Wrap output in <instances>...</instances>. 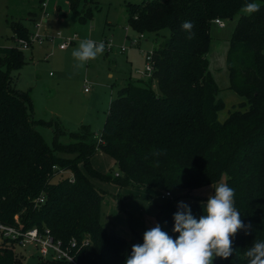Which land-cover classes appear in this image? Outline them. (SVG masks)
I'll use <instances>...</instances> for the list:
<instances>
[{"label": "trees", "instance_id": "1", "mask_svg": "<svg viewBox=\"0 0 264 264\" xmlns=\"http://www.w3.org/2000/svg\"><path fill=\"white\" fill-rule=\"evenodd\" d=\"M67 1L81 23L92 17L77 10V0ZM249 3L259 4V11L244 13ZM127 14L134 30L154 36L146 55L152 70L118 89L98 136L88 126L67 132L56 121L34 118L29 92L11 75L25 62L18 41L28 40L31 31L20 20L11 22L15 44L0 53V222L14 224L18 214L24 228L46 227L63 247L74 241L75 264H126L135 243L101 223L104 192L88 178L107 177L90 162L101 149L118 168L113 181L120 186L183 191L224 175L245 227L232 237L233 255L213 264H249L246 251L264 241V0H145L129 3ZM215 18L236 19L226 66L229 88L243 99L223 121L208 61ZM185 21L193 25L191 39ZM37 126L54 127L51 144ZM64 135L73 142H61ZM41 195L43 203L35 205ZM184 197L156 204V225L173 239L179 237L173 229L180 202L197 219L207 214L208 198ZM0 264L32 263L2 246Z\"/></svg>", "mask_w": 264, "mask_h": 264}, {"label": "rangeland", "instance_id": "2", "mask_svg": "<svg viewBox=\"0 0 264 264\" xmlns=\"http://www.w3.org/2000/svg\"><path fill=\"white\" fill-rule=\"evenodd\" d=\"M42 1H46L45 8ZM142 1L145 0H77L80 13H92L90 19L81 23L69 10L67 0H0V53L15 44L10 27L13 21L20 20L29 31L38 29L42 35L41 41L23 49L24 64L11 71L15 86L29 92L35 119L56 121L67 132H82L83 126H88L95 133L101 130L110 101L118 89L129 79L147 78L137 70L145 69L146 55L155 44L154 36L134 30L127 14L129 3ZM235 20H222L223 26L213 23L210 29L211 48L215 49L214 61L219 68L212 70L209 63V70L214 81L216 79L217 97L223 103L217 114L221 121L243 100L229 88L227 69L220 68L219 49L222 50V45L228 46ZM163 32L167 35V30ZM66 38H69L66 48H59L62 41H67ZM84 39L105 40L110 44L97 59L88 61L83 68H76L72 51ZM225 39L226 42L223 41ZM217 44H220L218 49ZM154 87L158 88L157 85ZM53 126H37L48 144L53 140ZM60 141L73 142L68 135L61 137ZM90 162L94 169L107 176L101 179L88 175L91 183L104 192L100 207L101 223L135 244H143L144 233L156 226V204L170 198L184 199V196L209 198L215 194V186L225 183L223 175L215 184L172 191L170 197H163L165 191L154 187L115 183V172L119 170L110 155L101 149L91 155ZM80 169L86 173L82 164ZM18 251L17 254L26 262L34 264L40 260L31 247L18 248Z\"/></svg>", "mask_w": 264, "mask_h": 264}, {"label": "clouds", "instance_id": "3", "mask_svg": "<svg viewBox=\"0 0 264 264\" xmlns=\"http://www.w3.org/2000/svg\"><path fill=\"white\" fill-rule=\"evenodd\" d=\"M260 5L249 3L243 6L246 14L259 11ZM192 23L185 21L182 28L192 38ZM105 50L103 42L81 40L73 49L72 57L76 68H83L88 61L95 60ZM205 206L206 215L195 218L184 202L174 214V231L179 237L173 239L157 224L144 233L143 244L132 246L126 264H213L216 257L224 259L233 255V239L245 227L240 212L234 203V189L226 183L215 186ZM249 264H264V241H256L246 253Z\"/></svg>", "mask_w": 264, "mask_h": 264}, {"label": "built area", "instance_id": "4", "mask_svg": "<svg viewBox=\"0 0 264 264\" xmlns=\"http://www.w3.org/2000/svg\"><path fill=\"white\" fill-rule=\"evenodd\" d=\"M42 7L45 8L46 1H42ZM213 23L218 26H223V21L220 18H215ZM52 38L53 36H48ZM48 38V39H49ZM67 41H62L59 44V48L63 49L66 48L69 42V38H66ZM42 35H40L39 30L37 29L34 32H31L28 40L20 39L18 41L19 47L23 49L30 48L31 44L35 41H41ZM101 42L104 45H108L109 42L102 40ZM96 42V43H101ZM110 44V43H109ZM121 50H124V47H121ZM152 66L150 63H147L144 70H137L138 73H142L144 75H149L151 73ZM87 91V88L84 89ZM95 136H98L96 133ZM56 167H54L55 169ZM60 173H67V171H60ZM119 172H115V176H118ZM73 176L71 175V181H73ZM171 192L166 191L163 194V197H170ZM35 205H39L43 203L44 196L41 195L38 198H35ZM8 246L13 249V251L17 254L18 248L21 249H28L31 247L35 250V254L38 256L40 260H56V259H65L71 263H74L73 256L70 253V248L75 246L74 241H70L69 245L63 247L61 241L55 239L50 230L46 227L39 229L36 226L30 228H24L19 215L16 214L14 216V224H4L0 222V247ZM31 256L33 254L30 253Z\"/></svg>", "mask_w": 264, "mask_h": 264}, {"label": "crops", "instance_id": "5", "mask_svg": "<svg viewBox=\"0 0 264 264\" xmlns=\"http://www.w3.org/2000/svg\"><path fill=\"white\" fill-rule=\"evenodd\" d=\"M55 6H56V4H55ZM54 11H55V8H54ZM42 20H43V18H42ZM227 39V38H226ZM223 40L224 42H226L227 40ZM222 43V44H225V43ZM220 46V44H217L216 45V48L218 49V47ZM215 48V47H214ZM227 48H228V46H225V45H222V50L221 49H219V51H220V56H221V63H220V68L221 69H224V67L227 69V66H226V52H227ZM210 49H211V51H210V53L208 54V56H209V63H210V67H211V69L212 70H216L217 68H219L218 66H216V62L214 61L215 60V58H214V53H213V50H215V49H213V48H211V45H210ZM217 49H216V51H217ZM227 72H228V70H227ZM215 78V77H214ZM215 81H216V79H215Z\"/></svg>", "mask_w": 264, "mask_h": 264}, {"label": "water", "instance_id": "6", "mask_svg": "<svg viewBox=\"0 0 264 264\" xmlns=\"http://www.w3.org/2000/svg\"><path fill=\"white\" fill-rule=\"evenodd\" d=\"M116 169H118V168L116 167Z\"/></svg>", "mask_w": 264, "mask_h": 264}]
</instances>
